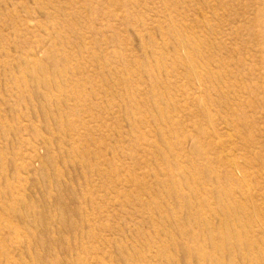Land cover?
<instances>
[{
    "label": "rangeland",
    "instance_id": "1",
    "mask_svg": "<svg viewBox=\"0 0 264 264\" xmlns=\"http://www.w3.org/2000/svg\"><path fill=\"white\" fill-rule=\"evenodd\" d=\"M0 264H264V0H0Z\"/></svg>",
    "mask_w": 264,
    "mask_h": 264
}]
</instances>
